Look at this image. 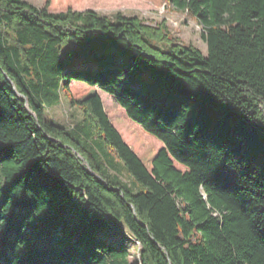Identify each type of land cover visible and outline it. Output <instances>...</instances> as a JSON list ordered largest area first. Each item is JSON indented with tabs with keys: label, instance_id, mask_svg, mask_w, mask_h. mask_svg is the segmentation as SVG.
<instances>
[{
	"label": "trees",
	"instance_id": "1",
	"mask_svg": "<svg viewBox=\"0 0 264 264\" xmlns=\"http://www.w3.org/2000/svg\"><path fill=\"white\" fill-rule=\"evenodd\" d=\"M160 3L206 56L163 24L0 0V264H130L109 222L139 264H264V0ZM99 92L151 138L123 140ZM62 95L70 129L45 119Z\"/></svg>",
	"mask_w": 264,
	"mask_h": 264
},
{
	"label": "rangeland",
	"instance_id": "2",
	"mask_svg": "<svg viewBox=\"0 0 264 264\" xmlns=\"http://www.w3.org/2000/svg\"><path fill=\"white\" fill-rule=\"evenodd\" d=\"M35 8H43L47 0H22ZM50 3V13H60L68 8L73 11L84 12L87 10L97 13L101 17H105L111 21L114 20L117 14L124 17H134L141 20L149 27H155L163 24L167 29L170 38L176 43L184 46H192L199 50L203 56L207 54V48L201 40L200 34L202 28L198 26L186 13L178 12L172 9L167 4L160 3V0H48ZM166 49V47H162ZM81 58L87 56L86 53L78 55ZM70 88L76 91H82L86 87L82 84L72 83ZM103 108L106 115L110 119L115 129L124 136L127 131L131 130L136 139L141 138L149 140L151 137L146 135L140 128L131 124L124 115L122 109L108 95L99 92ZM45 119L55 124L66 128H72L73 124L81 119V112L72 108L68 99L61 96L59 106L46 110ZM127 122V123H126ZM132 135V136H133ZM124 140V139H123ZM128 142V141H127ZM125 143L128 145L129 143ZM150 142V141H149ZM143 143V142H142ZM152 144V143H151ZM143 145V147H141ZM129 146V145H128ZM131 148V146H129ZM154 149L161 147L160 144H153ZM132 149V148H131ZM148 150L147 144H140V150ZM133 152L138 156L137 151ZM121 169L120 175L124 181L127 180L122 164L119 162ZM106 242L124 241L126 249L129 253L130 264H139L140 246L133 241L125 229L120 225H114L109 222V227L105 228L98 234Z\"/></svg>",
	"mask_w": 264,
	"mask_h": 264
},
{
	"label": "water",
	"instance_id": "3",
	"mask_svg": "<svg viewBox=\"0 0 264 264\" xmlns=\"http://www.w3.org/2000/svg\"><path fill=\"white\" fill-rule=\"evenodd\" d=\"M8 82H9V84L13 87V84L9 81V80H7ZM14 88V87H13ZM17 94V93H16ZM25 100V108H26V110L28 111V106H27V100L26 99H24ZM32 116H34L33 114H32ZM35 117V116H34ZM88 171L91 173V175L92 176H94V177H96L97 179H100L97 175H95L94 173H92L91 171H90V169L88 168Z\"/></svg>",
	"mask_w": 264,
	"mask_h": 264
}]
</instances>
